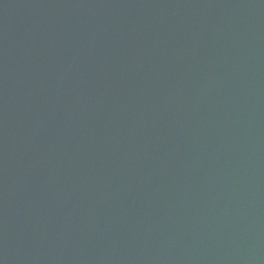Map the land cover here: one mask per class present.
Segmentation results:
<instances>
[{
	"label": "water",
	"instance_id": "1",
	"mask_svg": "<svg viewBox=\"0 0 264 264\" xmlns=\"http://www.w3.org/2000/svg\"><path fill=\"white\" fill-rule=\"evenodd\" d=\"M0 264H264V0H0Z\"/></svg>",
	"mask_w": 264,
	"mask_h": 264
}]
</instances>
